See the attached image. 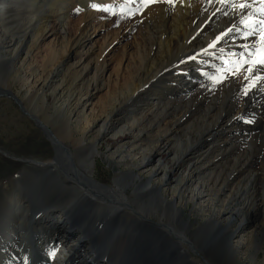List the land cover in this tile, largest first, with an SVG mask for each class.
I'll return each instance as SVG.
<instances>
[{
  "label": "bare ground",
  "instance_id": "1",
  "mask_svg": "<svg viewBox=\"0 0 264 264\" xmlns=\"http://www.w3.org/2000/svg\"><path fill=\"white\" fill-rule=\"evenodd\" d=\"M70 1H50V6L47 3L49 6L47 9L42 8L39 11L37 8L42 4L38 3V0H30V6H32L30 13L35 11H39L40 13L36 17V20L35 18L32 20L33 16L32 18L30 17V22L25 27L31 28L25 29V32L31 33L30 42L28 44L22 43L24 38H22L23 41L21 42L17 40L18 37L15 38L16 40L11 39V37L8 39L6 47H14V49H9L10 52L13 51L12 56L8 57V55L0 53V64L4 63L7 65L4 67L9 74L7 79L0 78V93L2 95H13L11 89L15 81L24 82L31 79L29 77L35 75L36 72H30L28 77L24 73L26 64L28 66L30 64L26 63V60L29 53L37 49L41 40L46 37L53 35L54 39L56 38L60 42L64 40L68 44L63 50L64 55H62L60 65L67 64L69 60L78 57L73 62V67L71 66V72L61 74L63 67L58 68L57 65V68L54 69L55 71L52 70L53 73L51 72L50 77L51 83L59 79L61 84H64L65 89H67V92H63L57 87L52 92V94L57 95L53 109L57 112L59 118L66 123L64 133L67 137L65 140H69L72 148H74V152L66 142L58 141L54 138L56 144L54 143V155L52 158L47 161H33L38 168L37 170L34 169V172L39 177H44L50 182L56 183V186L66 194L67 200L62 205L60 204L61 206H58L55 200L44 204L42 203V199L32 194V192L30 193L32 194L29 202L30 205L29 207H25L18 198L13 197L10 212L5 220L6 226L3 225L4 223H1L6 228L1 227L3 228V232H0V264H64L68 260L71 264H241L239 259L243 260V258H240L239 255V252H241L239 250L240 243L234 245L231 239L233 235H237L245 228L246 219L249 218V214L246 211H248V206L251 204L250 201L246 202V200L243 201L241 198L240 202H238L235 195L230 198L231 201L242 204L244 212L240 218V222L237 224V228L233 231H227L224 226L232 221V216L220 218V215L222 216L223 213L221 212L222 210L213 208L206 199L203 201V205L199 204L195 209L200 215L207 212L208 218L194 228L190 224L189 218L182 217L183 209L179 203H181L185 195L183 191L176 198L175 194H169L168 188L163 187V183L167 180V171L163 168V161L158 158L154 159L156 153L152 152L153 150L145 151L142 154L137 147L129 145L126 147V154L116 151L117 155L114 157L115 152L110 153L112 154L111 157L115 158L116 164L123 165L124 168L118 171L113 170L114 172L110 177L111 181L107 184L93 177L90 168L93 166L94 155L97 153L96 142L103 133L110 131L115 135L121 132V129L117 128L119 125L128 127V129H130L129 127H136L140 130L138 128L140 118H142L148 108L151 110V107H157L156 105L158 104L160 105L158 115L163 113L167 115L174 114L176 112L174 109L170 113H167L166 107L171 106L170 102L159 103L162 100L161 98L167 94L168 98L173 96L177 102L180 101L181 98L177 100L179 97H176L181 95V89L194 87V83L192 82L196 81L197 73L201 72V70L212 67L213 70H207L206 74L213 73L215 76L217 75L216 77L221 78L224 85H231L236 80V76L233 74L227 77L224 76L231 69L228 58H232L234 63H236L235 60L237 58V61L242 62V67H244L243 73L248 75L245 80H252L251 76L255 74V71L250 72L249 69L252 66L250 65L251 63H247L249 60L248 54L251 51L249 47L251 38L245 37V35L256 36L252 42L257 44L260 39L263 41L264 30L259 28L260 26H253L254 23L247 24L248 17L246 13L242 14V10L245 9L244 7H247L246 3H248V0H234L230 1L231 3L228 0H157L150 3L140 0L139 3L134 2V4L137 3L138 5L142 3L150 5L152 3L153 11L156 9V13L160 14L157 11L160 9V12L164 16L166 14V17L163 19V23L158 25V30L149 34L151 38L153 37L152 41L148 35L144 37L141 53L143 59H140L138 66H126L120 74L119 67L121 63L120 61L115 63L117 68L114 80H110L108 86L112 91V95L110 92H107V96L103 101L104 106L98 102L97 111L87 114L84 113V108L90 103L91 96L102 84L99 85L100 81H97L98 78L95 75L87 83L86 88H83L82 92L79 88L75 89V75L78 73L84 78L90 71H100V73L106 71L111 61V58L107 57V52L112 49L120 38L134 30L139 20L135 19V22L132 24H127L123 20L115 32L116 35L113 36L114 33L111 32L113 35L107 42L106 50H104L103 54L99 58H94L90 41L95 35L96 29L109 27V24L101 21L104 17L101 11L104 5L120 2L122 5L119 8H121V13L123 14L128 5H134L133 0H75L82 9V19H80L81 23H78L80 24L78 26V33L76 35L72 34L73 37L70 38L69 42V39H67L69 31L67 30L68 32L66 33V26L67 15L69 8H71L69 6L73 3ZM241 4L244 6L241 7ZM261 6L259 3L254 8ZM218 8H223L221 16L224 18L214 24L213 20L218 18L220 14L214 13L213 17H210V15L213 11L217 12ZM156 13L153 12V14ZM222 13H226L227 16ZM232 17L238 19L236 21L233 18L236 22L230 31L229 37L219 42L217 38L221 36L219 33L223 30L222 27L227 26L228 22H231ZM206 19V24H203ZM229 19L231 20L229 21ZM3 26L4 24H2ZM211 26H213V30L210 29ZM237 35L240 38H235L234 40L239 41L234 42L232 39H230L232 42L228 41L231 36L236 37ZM244 37L250 38V40L242 41L241 38ZM188 38L191 39L190 42H188ZM14 43L16 44L14 45ZM261 47L264 48V44H261ZM46 49L52 55V46H46ZM17 52L19 54L23 53L24 56L20 64L18 63V66L15 67L16 60L19 58ZM188 52H195L196 58L194 62L186 61L183 62L185 64L181 63L183 66H178L179 69L177 68L179 75L166 82L168 87L167 85L163 88L161 87L159 89L160 92L155 93L146 92L147 90L144 87L143 93L145 92V96L139 97L135 104H129L130 108L125 107L127 99L141 92L142 85L150 81L158 70L167 64L171 66L176 58L179 60L185 54L187 55ZM12 57L15 58L14 62L11 60ZM213 61L214 63H212ZM98 77L100 78V74ZM49 82L50 79H48ZM173 83L175 86H172ZM81 87H83V84ZM229 90L226 91L229 92ZM230 95L233 98H231L232 103L229 105L234 107L237 97L235 94ZM32 96L35 97L34 101L38 100L41 107L48 105L46 104L44 90L40 89L33 93ZM227 96L229 95H225L224 98ZM24 98L26 99L27 97L25 96ZM73 99L75 101H72ZM164 99L167 98L164 97ZM78 108L79 111H77ZM34 109L36 113H39L36 108ZM118 110H120L121 114ZM127 113L128 116H126ZM72 115L74 117L71 118ZM201 115L202 120L207 122V124L199 131L184 129L180 136L174 135L173 131L183 123L182 120L179 121V119L183 118L181 116H178L176 119L174 117L175 120L172 121L169 127H165L166 132L172 133V136H174L175 147H178V149L175 148L174 158H185L187 161L192 158L193 160L188 164L191 172H189L190 175L185 180L186 187L184 188V191L190 192L187 194L191 199H199L207 195L205 180H203V183H201L202 181L196 183V179H200L198 176L204 172L206 165L209 164L208 161L211 159L209 155L200 153V148L212 141L215 142L221 136L219 135L220 129L223 132L240 130L236 117L213 121V119L209 118L208 114L201 113ZM129 119L131 121L128 125L122 124V120L128 121ZM83 120L86 122L81 127L78 125V121L81 123ZM73 122L76 124V130H73L71 127ZM227 122L231 125L228 128L225 127ZM93 127H96V129L91 134L93 133L95 136L93 137L92 135L91 139H86L85 132L91 131ZM226 132L224 133L226 134ZM77 136L78 138L76 139ZM227 142L228 139L223 138L218 140L217 144H227ZM231 146L223 151L226 153ZM73 154H77L78 157L76 159L71 158ZM215 157H218V154L217 156L214 155ZM221 157L224 158L222 155ZM207 158L208 160L205 161ZM127 160L129 163L132 161V164L136 165L137 173L133 172L130 165L126 166L128 164ZM152 162L155 164L153 167H150ZM157 163L162 164V167L155 166L158 165ZM185 177L186 174L183 175V179ZM194 181L196 185L191 188ZM34 184L36 187L37 184ZM129 185H131V190L129 193H126L125 190ZM226 186L227 183L223 184L224 188ZM256 206L257 208L252 211L261 208L259 204H255ZM252 232H255L256 236L262 232L264 238V225L256 223ZM120 236L127 238L128 244L124 253L117 260L116 256L110 255V252L106 250L114 248ZM187 245L190 246L194 253L196 252L193 247H199L198 254L196 253V256H192L187 250ZM74 248L76 250H73ZM85 248L86 250H83ZM94 257L101 259V261L94 260ZM249 260H251V257Z\"/></svg>",
  "mask_w": 264,
  "mask_h": 264
},
{
  "label": "rangeland",
  "instance_id": "2",
  "mask_svg": "<svg viewBox=\"0 0 264 264\" xmlns=\"http://www.w3.org/2000/svg\"><path fill=\"white\" fill-rule=\"evenodd\" d=\"M38 1V3L42 4L37 8L39 11L42 8L47 9L50 6V1L54 2V0ZM143 1L147 2L146 0ZM156 1L157 0H152V2ZM230 1L234 0H228V2ZM70 2L73 3H71V5L69 6L71 8H69V12L67 15L68 17L66 26V33L69 31L67 33L69 35H67V39H69V42L71 40L70 38L78 33V26L80 25L78 23H81L80 19H82V9L78 6V3L75 2V0H71ZM132 2L133 4L134 2L139 3L140 0H133ZM47 3L49 6L47 5ZM137 3L132 6L128 5L125 8L123 14L121 13V8H119L122 5V3L120 2L115 4L107 3L101 10L104 15L101 21H103V23L109 24V27L96 29V33L90 41V45L92 44L91 48L93 49L94 58H99L103 54L104 50H106L107 42L109 41L113 33V36L116 35L115 32L117 31L119 25L121 24V22H123V20L126 21L127 24L134 23L135 19H138L139 21L134 30H132L128 35L120 38L118 42L112 47V49L107 52V57H110L111 61L106 71H103V73H100V71H90L85 75L84 78L78 73L75 75V89L79 88L82 92L83 88H86L85 86L87 85V83H89L95 77V75H97V81H100L99 85L102 84V86L93 93L90 98V103L87 104L84 108L85 114L95 113L98 109V102L102 103L104 106L103 101L107 96V92H110L112 95V91L108 88V86L110 84V80H114L115 70L117 68L115 63L117 61H120L121 63L119 67L120 74L123 72V69L126 66H138L140 59H143L141 53L143 49L144 37L148 35L149 39L152 41L153 37L151 38L149 34L156 32V30H158L159 28L158 25L163 23V19L166 17V14L164 16L160 12V9L157 10L160 14H158V12L156 13V9H154L153 11L152 3L150 5L143 3L138 5ZM259 3L262 6L259 8H254L255 5L257 6V4ZM263 4L264 2H262V0H248V3H246V6L248 8L244 7L245 9L242 10V14L246 13V16L248 17L247 24L254 23L253 26H260L259 28H262L264 30ZM31 7L32 6H30V0H0L1 54L8 55V57L12 56L11 54L13 51L10 52L9 49H14V47H6L8 45L7 41L11 37V39L13 40H16L15 38L18 37L17 40L21 42L24 40L22 43L25 42L26 44H28L30 42L31 33L29 34L28 32H25V29L31 28L25 27L27 26V23L30 22V17L32 18L33 16L32 20H34V18L36 20V17L40 15L39 11L30 13ZM137 7L138 9H136ZM222 9L223 8H218L217 12L213 11L211 13L210 17L214 13L217 15L220 14L218 18L213 20L214 24L218 23L219 20L224 18L221 16ZM152 11L156 14H153ZM222 14L227 16L226 13ZM122 15H124L125 17ZM233 18L235 19V17H232V20L229 19V21L231 20V22H228L229 24L227 26L222 27L223 30H221L219 33V35L221 36L218 35L219 42H222L229 37L230 31L233 28L234 23L238 19H235V21ZM206 21L207 19L205 20V22H203V24H206ZM2 24H4V28L2 27ZM210 29L213 30V26H211ZM245 37H250L251 40L250 38ZM245 37L241 38V40L251 41L249 46L251 48V51L248 54V59L251 61L248 60L247 63H251L250 65L254 67H251L249 69L250 72L255 71V74L251 76L252 80H245L246 76L248 77V75H245L243 73L244 67H242L241 61H237V58L235 60L236 63H234L232 58H228V62L231 64V69L226 72L224 77H227L231 74L236 76V80L232 82L231 85H224L221 81V78L216 77L217 75L215 76L213 73L206 74L207 70H213L212 67V69L198 68L203 69L201 70V72L198 71V76L196 75V81L197 79L199 80L197 82H192L194 83V87L181 89V95L176 97H179L177 100L181 98L180 101L177 102L173 96H170V98H168L167 94L161 98L162 100L159 103L170 102L171 106L166 107L167 113H170V111L174 109L176 110V112L174 111V114L167 115L166 113H163L158 115V112H160V105L158 104L156 105L157 107H151V110H149L148 108V110H146V113H144L142 118H140V120L138 121L140 123L138 126L140 130L136 127H129L130 129H128V127H122V125H119L117 126V128L121 129V132L115 135L110 131H108L107 133H103V135L99 137V140L96 142L97 153L94 155V163L90 169L91 175L93 177L107 184L110 183V177L114 171L123 170L124 168L123 165L120 166L119 164H116L114 160L115 158H112V154L110 153L115 152V155H113L114 157H116L117 152L120 151L126 154V147L129 145L137 147L142 154L145 153V151L148 152V150H153L152 152L156 153L154 159L158 158L163 161V168H165V170L167 171V180L163 183V187L166 189L168 188L169 194H175L176 198L178 197L180 192L183 191L185 195L182 198V204L179 203L183 209L182 217L189 218V222L194 228H196L198 224L204 222V220H207L208 218L207 212L200 215L196 212L195 209L197 205H203V201L206 199L208 202H210L213 208H215L216 210H222L221 212L223 213L222 216L220 215V218H226L230 215L232 216V221L224 226L227 231H233L237 228V224L240 222V218L244 212L242 210V204H237L236 201H231L230 198L235 195L238 202H240L241 198L243 199V201H250L251 204L248 206V211H246L249 214V218L246 219L245 228L241 230L237 235H233L231 240L234 245L240 243L239 250L241 252H239V255L240 258H243V260L239 259L241 264H264L263 234L261 232L256 236L255 232H252V230H254L255 228L256 223H261L262 225H264V63L262 64L261 62L264 61V48L261 47V44H264V38L263 41L262 39H260L256 44L255 42H252V40H254L256 36L247 34L245 35ZM22 38L24 39L22 40ZM235 38H240V36H231L228 41H230V39H232V41L234 42L239 41L234 40ZM190 40L191 39L188 38V42H190ZM15 44L16 43H14V45ZM67 45L68 44L64 40L60 42V40H57L56 38L54 39L53 35L41 40L37 49L31 51L29 53L28 59L26 60V63H30V67L26 64L24 73L29 77L30 72H36L33 76L34 78L29 77L31 79H28L27 77L28 80H25L24 82L15 81L11 89L13 91H11L13 95H2L0 93V232H3V228H6L5 220L10 212V207L12 204L11 200L13 197L18 198L22 205L25 207H29V202L32 198V194H35L36 196H38V198H41L42 203L44 204H48L51 201L55 200L57 201V205L61 206L63 202L67 200L66 194L63 192V190L59 189L56 186V183L50 182L44 177L41 178L34 172V169L37 170L38 168L33 162L43 160L47 161L48 159L52 158V156L54 155V147L56 144L54 138H56V140L58 141L60 140L66 142L69 148H71L74 152V148H72L69 140H65V138L67 137L64 133L66 123L61 118H59V115L53 109V105L57 95L52 94V92L57 87H59L63 92H67V89H65V85L61 84V81L59 79L52 81L51 83L50 78L53 71H55L54 69H56L57 67H63V71H61V74L65 72H71V66L73 67V62L78 57L69 60L67 64L60 65L62 55H64L63 50ZM46 46H52V55L47 51L48 49H46ZM53 54L55 55L53 56ZM23 56V53L19 54V58H17L14 65L15 67L18 66V63L20 64ZM195 58V52H188L187 55L185 54V56L181 57L179 60L178 58H176L178 61L175 59V61H173L174 63L171 65L172 67L169 66V64L162 67L152 76L150 81L142 85L143 87H141L140 89L141 92L135 94L134 97L127 99V101L125 102V107L130 108L129 104H135L136 100L139 99V97L145 96V92L143 93L145 89L148 93H155L160 92L159 89H161V87L163 88L166 85L168 87V84L166 82L170 81V79L175 77L176 75H179V73H177V70L179 69V67L185 64L183 62H194ZM11 60L12 62H14L15 58L12 57ZM189 63L193 64L192 62ZM212 63H214V61ZM4 66L7 65L4 63L0 64V78L7 79L9 74L7 73ZM99 74L100 78L98 77ZM45 78L47 79L45 80ZM48 79H50L49 83ZM82 84L83 87H81ZM220 84L223 86H221ZM172 86H175V84L173 83ZM144 87L145 89H143ZM40 89L44 90L46 104H48L49 106L47 105L41 107L38 100L34 101L35 97H33L32 94L36 91H39ZM226 90H229V92H227ZM227 94L229 96L224 98ZM230 94H235L237 97L234 107L230 106L232 103L231 98H233V96H231ZM25 96L27 97L26 99L24 98ZM164 97H166L167 99H164ZM72 101H75V99H73ZM34 108H36L40 114L36 113V110ZM77 111H79V108L77 109ZM119 111L120 110H118V112ZM216 112L218 113V115ZM50 113L53 114L51 115ZM201 113L205 115L208 114L209 118H211V120L213 119V121H218L222 118L232 119L233 117H236L240 126V130H232L229 132L224 131L226 132L225 134L220 129L219 132H221L219 133V135L221 136L217 138L215 142L212 141L208 145L202 146L200 148L199 152L204 153L207 156L209 155L211 159L210 161H212H208L209 164L206 165V169L198 176L200 177V179H196V183H199L200 181H202L201 183H203V180H205L207 185V195L203 198L191 199L187 194L190 192L184 191V188L186 187L185 180L188 175H190L189 172H191V168H188V164L193 160L192 158L188 161L185 160V158H182L183 160L174 158L175 148L178 149V147H175V138L174 136H172V133L170 134L166 132V128L169 127L173 120H175L178 116H181L183 118L180 117L181 119H179V121L182 120L183 123L173 131L174 135H177V137L180 136L182 130L184 129H191L193 131L195 129L199 131L207 124V122L202 120ZM126 116H128V113L126 114ZM216 116H219L217 117L218 119L216 118ZM72 117H74V115H72L71 118ZM122 121V124L128 125L131 119H129L128 121ZM85 122V120L81 121V123L78 121V125L82 127L84 126L82 124H85ZM75 125L76 124L74 122L71 124L73 130H76ZM229 126L231 125L227 122L225 127L228 128ZM95 129L96 127H93L91 131L85 132V136L87 137L86 139L92 138L93 133L91 134V132H95ZM262 130L263 132H261ZM94 136L95 135H93V137ZM77 138L78 136L76 137V139ZM223 138L228 139L227 144H217V141ZM229 146H231V148L225 153V149H227ZM229 153L230 155H228ZM217 154L218 157L214 158V155L217 156ZM65 155L67 156L66 152ZM221 155L224 156V158H222ZM77 157V154H73L71 158L76 159ZM207 160L208 158L205 161ZM127 162L128 164H126V166L130 165L133 172L135 171L134 173H137L138 171L135 167L136 165L132 164V161H130L131 163H129V161L127 160ZM154 164L155 163L152 162L150 164V167H153ZM157 164L158 165L155 166L162 167V164ZM184 174H186L185 179H183ZM34 183L37 184L36 187ZM196 183L194 181L191 188L194 187ZM226 183L227 186L224 188L223 184ZM130 190L131 185L127 186L125 192L129 193ZM56 193L58 196L56 195ZM164 194L166 195L165 192ZM255 204H259L261 208L256 211H252L257 208V206L255 207ZM250 207L251 209H249ZM1 223H4L3 225L5 226H2ZM127 244V238H125L124 236H120L116 241L115 247L111 250L106 251H109L110 255H113L114 257L116 256V259L119 260L121 255L124 253ZM186 247L192 256H196L200 250L199 247H193V249L197 253L196 254L192 251L189 245H187ZM73 250H76V248H74ZM83 250H86V248ZM250 257L251 260H249ZM93 259L101 261V259H98L96 257H94ZM64 264L71 263L68 260L65 261Z\"/></svg>",
  "mask_w": 264,
  "mask_h": 264
},
{
  "label": "snow or ice",
  "instance_id": "3",
  "mask_svg": "<svg viewBox=\"0 0 264 264\" xmlns=\"http://www.w3.org/2000/svg\"><path fill=\"white\" fill-rule=\"evenodd\" d=\"M147 2H152V0H147ZM262 2H264V0H262ZM244 5L243 4H241V7H243ZM105 10H107V9H105ZM217 39H219V37L217 38ZM262 63H264V61H261Z\"/></svg>",
  "mask_w": 264,
  "mask_h": 264
}]
</instances>
